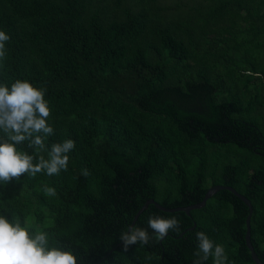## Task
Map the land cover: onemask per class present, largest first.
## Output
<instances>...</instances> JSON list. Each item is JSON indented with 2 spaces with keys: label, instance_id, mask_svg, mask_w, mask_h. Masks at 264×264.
I'll use <instances>...</instances> for the list:
<instances>
[{
  "label": "trees",
  "instance_id": "obj_1",
  "mask_svg": "<svg viewBox=\"0 0 264 264\" xmlns=\"http://www.w3.org/2000/svg\"><path fill=\"white\" fill-rule=\"evenodd\" d=\"M167 7L0 0L10 36L0 83L44 89L54 129L46 146L75 142L67 171L0 182V214L47 233L78 264H193L200 231L224 247L227 264H257L244 240L248 207L227 188L189 213L149 202L132 224L149 243L125 251L119 239L146 199L187 205L227 184L251 203L250 242L264 261V0ZM27 144L17 149L36 156ZM150 216L176 217L180 231L157 240Z\"/></svg>",
  "mask_w": 264,
  "mask_h": 264
},
{
  "label": "clouds",
  "instance_id": "obj_2",
  "mask_svg": "<svg viewBox=\"0 0 264 264\" xmlns=\"http://www.w3.org/2000/svg\"><path fill=\"white\" fill-rule=\"evenodd\" d=\"M9 40L10 36L0 30V62L7 58ZM50 114L44 89L22 79L14 80L10 86L0 83V131L6 134V138L0 137V182L9 183L25 174L35 176L46 172L52 176L67 171L68 153L74 149L75 142L67 139L46 146L45 139L54 134L48 123ZM26 141L29 148L36 150V156L17 149V145ZM45 150L47 159L40 154ZM81 174L87 176L89 173L84 169ZM44 191L49 196L56 195L53 187H45ZM148 227L157 240H163L170 230L180 231L176 217L150 216ZM196 237L193 264H205L209 257L213 258V264H227L222 245L215 244L203 231L197 232ZM119 239L126 251L137 243L147 245L151 237L146 229L130 226L120 233ZM0 264H78V261L73 251L51 246L47 233L30 234L19 220L11 222L0 214Z\"/></svg>",
  "mask_w": 264,
  "mask_h": 264
},
{
  "label": "water",
  "instance_id": "obj_3",
  "mask_svg": "<svg viewBox=\"0 0 264 264\" xmlns=\"http://www.w3.org/2000/svg\"><path fill=\"white\" fill-rule=\"evenodd\" d=\"M219 188H227L229 190H231L233 193H235L238 197H240L244 203L247 205L248 207V211L246 213V216H245V232H244V240H245V244L246 246L249 248L250 250V255L252 257V259L255 261V263L257 264H264V261H261L257 254L255 253L254 249H253V246L250 242V227H249V218H250V214H251V203L249 201V199L243 195L242 193H240L239 191H237L234 187H232L231 185H227V184H211L209 185L204 194H203V197L197 201V202H193V203H190V204H187V205H179V206H171V207H166L162 204H160L159 202H156L153 198H148L146 199L142 204L141 206L135 211L130 223L128 224V227H127V230L129 229L130 226H132L133 222L135 221L136 219V216L137 214L149 203V202H152L154 203L157 207H159L160 209H163V210H177V209H182V210H185L187 213H189V210L191 208H194V207H200L204 204L205 200L207 197H209L212 193H214L216 190H218Z\"/></svg>",
  "mask_w": 264,
  "mask_h": 264
},
{
  "label": "rangeland",
  "instance_id": "obj_4",
  "mask_svg": "<svg viewBox=\"0 0 264 264\" xmlns=\"http://www.w3.org/2000/svg\"><path fill=\"white\" fill-rule=\"evenodd\" d=\"M161 3L168 6L166 8V13L171 14L173 11L177 10H188L192 5H194V1L196 0H160Z\"/></svg>",
  "mask_w": 264,
  "mask_h": 264
}]
</instances>
